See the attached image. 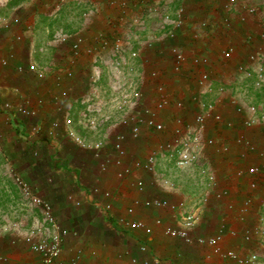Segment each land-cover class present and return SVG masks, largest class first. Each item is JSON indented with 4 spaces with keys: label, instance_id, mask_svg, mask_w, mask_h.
<instances>
[{
    "label": "crops",
    "instance_id": "obj_1",
    "mask_svg": "<svg viewBox=\"0 0 264 264\" xmlns=\"http://www.w3.org/2000/svg\"><path fill=\"white\" fill-rule=\"evenodd\" d=\"M50 1L53 0H0V58H4L7 61L5 66H0V144L3 147L7 143H20L22 141L21 139L27 137L28 140L25 143L36 144L41 142V146L39 147L40 149L41 147L44 149L45 144L43 138H45V133L49 134L51 128L56 129V127L62 130L61 133L59 132V138H62L64 136L63 133L68 127L74 125L73 123L76 122L78 115L85 111L86 105L84 104L83 106L81 104V102H84L85 92L91 93L90 85L95 88L94 84L92 85L91 83V80L97 79L92 77L94 76L93 70H95L94 68L91 69L94 64L92 56L89 57L84 54L73 63H70L69 50L64 52L60 50L62 53L60 54L59 48L54 40H51V38L48 39L47 37V41H45V31L52 32L55 29L50 23V18L45 17L46 14H49L45 12V7L49 8L51 5L49 3ZM116 1L119 4L118 2L120 0ZM222 1L171 0V3L167 4L171 16H176V12L182 9L184 22L181 29L177 30L173 37H170L166 29H162L161 27L160 29H156V23L158 21L153 16L150 20L146 19L145 28L141 32L138 31L140 32L138 35L144 40V37H152L149 34L152 32L155 38L165 37V39L171 41L168 43L167 40H162L163 45L165 44L166 47L171 44H177L187 53L198 51L206 54L213 64V85L217 86L220 83H226V87H228V91L220 98L223 102V110L226 117L240 120V113L236 111L235 106H241L242 115L245 112V105L263 104L262 110L264 112V87L262 89L256 87V76L253 72L254 64L252 65L248 62V53L255 51L259 45L264 48V39H259V28L253 22L254 16L246 14L248 18L247 22L239 23L238 17L241 16L240 4L235 6L238 8L235 11L232 10L230 13H226L222 8ZM94 4L98 12L95 11V16H90L91 20L85 22L88 24L86 26L88 37L98 32L99 29L102 30L104 26L108 27L107 25L111 21L114 26L118 24L117 18L120 13L118 7L110 6L108 0H94ZM262 11L264 13V7ZM225 17L232 20L233 23L229 24L231 29L227 28L224 23L223 18ZM207 18L211 20V23L207 27L202 28L197 26L200 20ZM46 19L49 21H45ZM65 28L70 27L65 26ZM68 30L71 31V29ZM45 42L47 43L48 49L46 55ZM229 42L233 43L235 49L231 58L228 61H223L219 56V52ZM135 44L140 51V57L142 59L146 58L145 60L147 61V63L141 61L142 59L140 57L136 59L138 74L142 70V65L151 66L152 62L151 59L147 58L149 57V49L144 48L142 45L140 46V44L137 45L136 42ZM162 66L165 70L163 76L168 89L175 96L183 97L186 104L189 105L188 110L181 112V115L184 117L191 115L196 109L191 101L196 91H198V86L193 79L187 78L188 75L178 78V80L172 79L169 74L170 63L168 61H162ZM262 66L264 74V63ZM67 68L69 72L66 71ZM245 70L251 72L250 77L244 75ZM88 78L89 86L88 84H84V81ZM137 79L140 80L139 78ZM94 83L96 84V81ZM144 87V84L140 85V88ZM249 95H255L258 98L256 97V99L250 101L251 99L247 97ZM201 97L205 99L210 98L209 95H202ZM19 108H26L32 113L28 115L23 114L19 112ZM176 113V110L173 108L163 112L162 115L167 120L168 127H170V121L176 116ZM66 116L69 117L70 121L73 119L70 125L65 123ZM170 117L171 120H168ZM118 122L111 120L108 123L107 121L110 134L116 131L113 130V127L119 125ZM114 123L117 124L114 125ZM238 133H240V129H223L218 127L206 130L205 135L216 136L220 140L226 141L230 144L231 149L226 156L217 155L212 149L204 151L203 155L211 161L217 172L218 185L215 191L226 192L228 194L225 195L223 193L222 198H217L213 194L214 191L200 177L204 182L201 187L200 198L205 195L208 197L206 202H199L200 207L203 206V209L201 210V219L195 231L200 236H208L215 233L221 222L225 223L228 230L234 229L237 233L242 232V221L236 217L234 209L249 194H256V200H254L255 197L253 198L255 211L251 213H258L262 205L264 206V181L259 184L257 190L250 191L247 188L245 180L236 179L233 176V170L238 166V162L242 165L238 155L241 148L235 144V137ZM246 133L256 143L260 145L264 144V122L250 130H246ZM146 135H150L149 138H152L150 139V146L153 148L168 141L171 137L169 130L158 134L148 133ZM47 139L52 140L51 138ZM127 140L132 139L127 138ZM58 141L61 142L60 139ZM125 148L127 150L126 144ZM146 151L143 153L145 154ZM141 154L139 153L140 157H143L144 154ZM127 155L128 159L132 158L128 152ZM162 155V152L159 153L158 160L163 157L168 159ZM3 156L6 158L11 157L13 163L17 165L26 162L27 171L28 169H36L35 163L31 159L32 157H30L31 155L27 156L24 146L22 148L20 146L12 151L8 147V149L4 150ZM68 157V155H64L63 157L61 156V159ZM24 158L27 161H24ZM51 159L52 154L49 156V160ZM79 159L78 174L86 176L88 167H95V159L91 153L85 157L79 156ZM252 162L260 163L261 158L251 156L244 161L243 165ZM90 167L89 170L91 169ZM53 173L55 175L56 172ZM157 173L158 169L154 174L134 172L133 175L118 180L115 177L113 169L112 179L98 178L97 181L101 188L111 189L114 193V197L111 199L113 207L108 212L112 218L108 220V218L103 216V220H99L104 229L101 226L96 225V228L92 226L93 222L97 219L91 215L92 211L90 209L93 207L90 201L84 199L86 195L90 197L88 187L85 185L87 183L84 181L85 178L84 180H80L79 177V184L74 180L77 183V190L81 189L83 194L81 196V192H77L76 195H73V198L75 200L84 199L80 203V207L84 210L83 214L85 217L70 215L68 218H65L59 213L58 216L60 218H57L56 210L53 213L60 228L66 229L65 226L68 225L74 228V225L85 223L92 230H87L84 234L78 230L76 233L80 235L78 236L77 234L71 240L66 235L62 252L54 264H72L77 249L81 250L77 264H129L128 256L130 254L140 256L138 245L141 242L146 243L149 249L160 258V264H173L172 261L174 264H232L230 262L218 261L217 259L207 261L204 258L205 250L203 247L184 244L177 239L168 238L156 228L153 234L147 235L141 230L132 231L119 227L114 220V215L123 213L125 207L135 197L149 198L156 196L166 198L175 204L184 201L187 208L194 207V204L188 206L187 203L190 202L186 201V198L183 197V192L177 186L173 190L161 188L159 185L160 175ZM74 175L76 176V173ZM57 176L60 179L59 174ZM139 176L146 183L145 189L142 192H138L133 184ZM59 179L58 181H60ZM200 198L198 197L199 200ZM67 201L72 204L70 200ZM228 202L234 204L235 207L233 210L228 209ZM66 205L68 206V204L63 202V206L65 207ZM87 205L91 208H87ZM93 210L95 209L93 208ZM214 212L215 223H211L210 217ZM136 217L141 218L149 224H152L153 219L156 217H160L163 224L173 225L179 222V214L172 212L168 208L152 207L145 209L139 207L136 210ZM239 241V236H231L227 232L224 235L222 243L224 248H233L240 244ZM166 253L169 255L172 254V260L165 259L166 256L164 257V255ZM0 264H43V262L41 256L32 250L24 233L12 232L8 233L7 236L0 237Z\"/></svg>",
    "mask_w": 264,
    "mask_h": 264
},
{
    "label": "built area",
    "instance_id": "obj_2",
    "mask_svg": "<svg viewBox=\"0 0 264 264\" xmlns=\"http://www.w3.org/2000/svg\"><path fill=\"white\" fill-rule=\"evenodd\" d=\"M142 1L150 4L147 5V9H142ZM89 2L93 6L95 5L94 0H90ZM118 3L114 0H108V4L118 7L120 12L117 18L118 26L113 25L114 33L111 32L110 34L107 30H102L103 32H99L96 36V41L99 47L103 49H106L109 45L108 47L115 51L114 55L117 59L120 58L123 64L127 62V59L130 60L132 58L136 60L140 57V51L135 46L136 36L130 38V32L133 31L136 33V30H139L141 21L137 18L146 16L147 14L158 17L163 22L161 28L166 29L170 37H173L175 32L183 26L182 9H179L176 12V16L173 17L169 13L166 4H159V2L154 0H120ZM237 4H240L241 12V16L238 17V22L246 23L248 20L246 14L254 16L253 22L259 28V39H264V13H262L264 0H223L222 8L226 13H230L232 10L235 11V9H238L235 7ZM129 19L131 20V24L126 29L125 23ZM223 19L227 28L231 29L229 24L233 23L232 20L228 17ZM210 23L211 20L207 18L200 20L197 26L205 28ZM110 26H112V21L110 22ZM126 31L129 32V37L123 39L122 34ZM68 40H70V63H73L82 55L92 54L96 50L95 46H90L86 38L78 32L73 34H59V41L65 42ZM108 40L110 44H108ZM139 44L144 48H154L155 57H147L151 59L152 65H142V70L137 74V77L143 82L142 84L145 87H136L133 93L129 91V94L127 91H123L119 102H117L116 108L122 110L124 113L118 122L122 130L117 131L112 138H108L107 136L106 141L97 139L93 142H85L82 138L75 137L70 129H67L66 135L72 137L76 145L92 152V156L101 173H106L109 170V166L112 165L115 177L118 180L125 179L133 175L134 172L154 174L159 163L158 155L162 152V156L167 157L177 169L197 172L198 176L203 179L206 185L214 191L213 194L220 199L224 194L227 195L228 193L215 191L218 185L217 172L211 161L203 154L204 151L212 149L217 155L226 156L230 152L231 147L226 141H222L216 136L205 135V133L209 128L240 129V133L235 137V144L241 148L238 155L242 165L238 162V166L233 170V176L236 179L245 180L247 188L250 191L257 190L259 184L264 181V144L260 145L253 141L246 133V130H250L264 122L263 104L245 105V112L242 115L241 106H235L236 111L240 113V120L229 119L225 115L223 102L220 100L222 95L228 91V87H226V83H220L217 86L213 85V64L206 54L198 51L187 53L177 44H171L166 47L158 37L157 43H152L147 38V40L140 41ZM234 49L233 43L229 42L220 50L219 56L223 61H228ZM140 59L142 58L140 57ZM145 59L141 61L147 63ZM248 60L250 64H254L253 72L256 76L255 85L262 89L264 87L262 66L264 63V48L259 45L255 51L249 52ZM162 61H168L170 63L169 74L172 79L178 80V78L188 75L187 78L193 79L198 86V91H196L191 101L196 109L187 117L182 116L181 112H186L189 105L186 104L183 97L175 96L168 89L163 76L165 70L163 69ZM6 64L7 61L4 58H0V66H5ZM129 70H132V67ZM62 71L64 70L62 69ZM66 71L69 72L68 68ZM244 75L250 77L251 72L245 70ZM202 95H209L210 98H202ZM171 108L175 109L177 113L172 118L170 127H168L162 114ZM94 110L96 111L95 108H88V111ZM19 112L26 115L32 113L26 108H19ZM66 115L68 116V114ZM67 116L65 123L69 125L70 119ZM98 124L97 119L88 118L86 122V125L92 129H96ZM116 124L114 123V125ZM168 129L171 136L168 141L159 144L156 148L148 149L142 158L136 157L128 159L125 148L127 138L136 140L143 138L148 133L158 134L166 130L168 131ZM49 135H55L54 128H51ZM108 143L109 145L107 146ZM104 149L106 151L107 149L109 150V158H105ZM34 155H36L35 152ZM251 156L261 158V162H252L243 165L244 161ZM16 180L23 191L26 192V195L31 198L32 203L41 209L43 223H46L48 226L46 229L47 232L43 234L44 236H39L36 239V232L30 231L27 234L26 240L30 243L32 250L41 256L43 264H54L62 252L67 230L60 228L53 213L52 206L48 202L36 195H32L30 193V187L22 180L18 178ZM133 184L138 192H142L145 189L146 183L139 176ZM159 185L161 188L167 190H173L175 187L173 182L168 179L161 180ZM113 197L114 193L111 189L101 188L99 184L92 185L90 189V203L98 212H110L113 207L111 201ZM207 199L208 197L205 195L200 199V202H206ZM74 201L76 205L80 204L79 200ZM196 205L197 203L194 207L187 208L184 201L175 204L166 198L156 196L149 198L135 197L125 207L123 213L115 215L114 220L120 228L126 230H141L145 234L151 235L156 228L168 238L177 239L188 245L201 246L205 250L204 258L207 261L217 259L218 261L230 262L232 264H263L258 262V255L255 252L251 251L246 254H241L233 248L223 247L222 241L225 233L228 232L231 236L248 239L249 233L246 231L237 233L234 229L228 230L225 223L221 222L215 233L208 236L198 235L195 229L201 218ZM139 207L145 209L152 207L168 208L172 212L179 214V222L173 225L163 224L161 218L156 217L153 219L152 224H149L141 218L136 217V210ZM227 207L229 210H233L235 206L233 203L228 202ZM252 211H255V209L253 206V195L250 194L234 209L236 217L239 220H242L245 214ZM138 251L140 252V256L131 254L128 256L129 264H160V258L149 249L146 243L141 242L138 245ZM80 252L81 250L77 249L72 264H77Z\"/></svg>",
    "mask_w": 264,
    "mask_h": 264
},
{
    "label": "rangeland",
    "instance_id": "obj_3",
    "mask_svg": "<svg viewBox=\"0 0 264 264\" xmlns=\"http://www.w3.org/2000/svg\"><path fill=\"white\" fill-rule=\"evenodd\" d=\"M89 1L90 0H53L49 2L51 4H49V8L45 7V12L49 13L46 14L45 17L50 18V23L55 28L52 32L45 31V41H47V37L48 39L51 38V40H54L57 44L59 52L60 50L61 52L68 50L70 51V40L65 42L59 41V34H73L75 32H78L86 38L87 43L90 46H95L96 48L95 52L97 53L94 52L92 54H87L89 57L92 56V60L94 62L91 67V69H95L93 70L94 76L92 77L97 79H93V81L91 80V83L92 85L94 84L95 88L90 85V89L92 90L91 93L85 92L84 102H81L83 106L84 104L86 105L85 111H83L82 114L78 115L76 122L73 123L74 125H70L69 123L70 126L68 127V129H70L74 133L75 137H80L85 142H93L97 139L106 141L107 136L108 138H112L117 131H121V125H117L113 127V130H116L112 133L113 135L110 134V132L108 131L109 125L107 124V121L108 123L111 120L117 122L122 118V115L124 113L122 112V110L117 109L116 106L117 102H119L121 98V94H123V91H127L128 94L129 91L133 93V90L136 87L140 88V85H142L143 83L141 82V80L137 79L138 77L135 59H127V62L123 64L121 63L120 58L117 59V57L114 55L115 51L108 47L109 45L106 49L99 47L96 41V36L99 32H103L105 30H107L111 34V32H113V25L110 26V24H108V27L104 26V28L102 29L103 31L99 29L98 32L94 33L91 37H88L86 30V26H88V24H86L85 22L91 20L90 16H95L94 13L95 11H97L95 7L96 5L93 6ZM114 1L117 3L116 0ZM154 1L159 2V4L166 5L168 3H171V0ZM145 2L142 1L143 10L147 9V5H150L147 4V2L145 4ZM153 16L154 15L152 14H147L146 16L137 18L139 21H141L138 31L141 32V29L145 28L146 19L150 20ZM156 18L158 21V23H156V29H160L163 22L158 17ZM49 20L46 19L45 21ZM125 24L126 29L129 28L131 20L129 19ZM65 26L70 28H65ZM68 29H71V31H69ZM138 31L136 30V33L133 31L130 32V38L136 36L135 39L137 40L135 41L137 45H139L140 41H143V39L138 35L140 34V32ZM149 34H151L152 37L148 39L151 40L152 43H157V37H153L152 32ZM122 36L123 39H127L129 37V32L126 31L124 34H122ZM158 39H164L168 41V39H165V37H158ZM144 40H147V38L144 37ZM169 42L171 41H168V43ZM108 44H110L109 40ZM47 52V43L45 42V55ZM61 52L60 54H62ZM148 53L150 57H155L154 48L149 49ZM131 67L132 70H129V68ZM95 81L96 84L94 83ZM84 84H88L89 86V78L84 81ZM247 97L251 99L250 101H252L256 99L257 96L255 97V95H249ZM89 107L95 108L96 111H88ZM88 118L98 120L99 124L96 129L89 128L86 125ZM72 120L70 122H72ZM164 120L167 121L166 119ZM168 120H171V117ZM61 131L62 130H60L59 127H56V129H54V132L56 133L54 138L53 136L45 133L44 149L41 147V150L39 147L41 146V142L33 145V148L30 152V157H32L31 159L35 163L36 169H28V171L26 170V162H24V164L17 165L13 163L11 157L6 158L5 156H3L4 150L8 149V147L12 151L19 148L20 146L21 148L24 146L25 150L27 151V148L29 147V144L25 143V141L28 140L27 137L21 139L22 141L20 143H7L4 145L5 147L0 144V237L7 236L8 233L12 232H21L24 233V236L26 238L27 234L30 233V231H35V237L37 239L39 236H44L43 234L47 232L46 229L48 226L46 223H43V214L41 209L38 208L37 205H34L32 203L31 198L26 195V192L23 191L16 178L22 180L30 187V193L32 195H36L42 200L48 202L52 206L53 212L54 210L58 212L57 213L55 211L57 216L60 213L65 218H68L70 215L85 217V215L83 214L84 210L80 207L81 205H76L74 201L75 199L73 198V195H76L77 192H81V196L83 194V191L81 189L77 190L76 188V184H79V181L81 179L84 180L85 178L84 181L85 183L87 182L85 185L88 187L90 193V189L92 187L91 184H99V182L97 181L98 178H106L107 180L113 178L112 165L109 166V170L106 173H101L96 164L95 167L89 166L91 168L90 170L88 167L86 176L79 175V156L85 157L89 153L92 154V152L88 149H85L84 147L76 145L74 139L66 135L67 130L63 133L64 136L62 135L63 137L59 138V132L61 133ZM145 136L136 141L127 140V142L125 143L127 146V152L131 155L132 158L140 157L139 153L144 154L143 152L150 148H153L150 146V139L152 138H149L150 135ZM47 138H51L53 142L52 140ZM58 139H60L61 142H59ZM108 145L109 143L107 144V146ZM34 152L36 153V155H34ZM103 152H105V158H109V150L107 149L106 151L104 149ZM51 154L52 159L49 160V156H51ZM64 155H68L69 157L66 159H61V156L63 157ZM94 162L96 161L94 160ZM92 168L94 169V171H92ZM157 169V174L160 175L159 181L161 182V180L163 179H168L169 181L173 182L174 186H177L179 189H181V191L183 192V197L186 198V201L190 202L187 203L188 206H191L193 204L195 205L197 203L196 206L199 210V213L201 214L203 206L200 207V200L198 199V197H201L200 194L201 187L203 186V181L197 175V172L177 169L172 165L170 160L165 159L164 157L159 160ZM53 172H56L55 175ZM75 173L76 176L74 175ZM58 174L60 176V179L57 176ZM79 177L80 180H78ZM58 179L60 181H58ZM74 180H76L77 183H75ZM254 197V200H256V194H253V198ZM84 199L90 201V198L87 195ZM84 199L79 200L80 203L83 202ZM67 200H70L72 204H70ZM63 202L68 204V206L66 205L64 207ZM87 208L90 209L91 207L87 205ZM90 211H92L91 215H93V217L97 219L92 224V226H95V228L102 225V223H100L101 221L99 220H101L103 216L105 218H108V220L112 218L108 212H98L97 210H93V208H91ZM214 215L215 212L210 217L211 223H215ZM57 218L60 217L58 216ZM241 221V228L243 231L249 233V238H240V244L237 247H233V249H237L241 254H246L251 251L255 252L258 255V262L264 264V206L262 205V208H260V211H258V213L250 212L245 214ZM70 226L71 225L65 226L67 229L66 235L69 236L70 240L77 236L78 233L76 232L78 230L83 234L84 232L86 233L87 230H92V228L88 227L85 223L74 225V228H71ZM79 235L80 234H78V236ZM167 254L168 253L164 255V257L166 256L165 259L172 260V254ZM172 263L174 264L173 261Z\"/></svg>",
    "mask_w": 264,
    "mask_h": 264
},
{
    "label": "trees",
    "instance_id": "obj_4",
    "mask_svg": "<svg viewBox=\"0 0 264 264\" xmlns=\"http://www.w3.org/2000/svg\"><path fill=\"white\" fill-rule=\"evenodd\" d=\"M42 139V138H41ZM44 139V143H45V138H43ZM33 145H34V143H30L29 144V147L27 148V151H26V153H27V156H30L31 154H30V152H31V149L33 148ZM29 151V152H28ZM24 161H27V159L25 160V158H24ZM29 161V160H28ZM96 163V162H95ZM94 163V164H95Z\"/></svg>",
    "mask_w": 264,
    "mask_h": 264
}]
</instances>
